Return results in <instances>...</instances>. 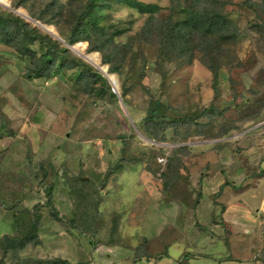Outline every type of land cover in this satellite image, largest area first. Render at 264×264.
<instances>
[{"label": "rangeland", "instance_id": "rangeland-1", "mask_svg": "<svg viewBox=\"0 0 264 264\" xmlns=\"http://www.w3.org/2000/svg\"><path fill=\"white\" fill-rule=\"evenodd\" d=\"M137 1L159 9L141 13L107 0L99 20L105 31L86 24L87 39L68 46L103 79L69 65L51 78H29L30 58L0 35V264L155 257L163 253L153 249L155 237L172 220L157 202L192 212L208 180L218 186L204 193L201 220L211 213L208 227L219 224L228 240L225 204L247 206L257 218L252 247L264 255V0ZM86 4L0 0L2 10L61 42ZM195 11L221 20L212 32L183 27ZM79 50L114 69L120 96ZM228 170L239 180H224ZM28 232L34 237L21 247L3 240ZM165 249L178 258V247Z\"/></svg>", "mask_w": 264, "mask_h": 264}, {"label": "crops", "instance_id": "crops-1", "mask_svg": "<svg viewBox=\"0 0 264 264\" xmlns=\"http://www.w3.org/2000/svg\"><path fill=\"white\" fill-rule=\"evenodd\" d=\"M228 170L224 174V180L230 178L231 180L238 179L239 173H235ZM239 180V179H238ZM218 186V184H217ZM217 186H213L212 183L207 181L203 185V196L196 208L192 212L184 204L177 203L176 201H170L169 203H163L158 201L156 208L161 212V207L165 208L169 216H172V220H167V224L170 223V228L166 230L164 237L162 234L157 235L155 249L156 253H159V249H163V253H159L155 257L143 256L141 259L135 260L131 264H264V255L261 254L260 249L258 252L254 251L252 244L254 242V236L250 235L256 230L257 218L250 213L247 206L238 202L226 203V208L222 213V220L227 223L232 233L228 240H224L222 236L223 228L219 224H215L213 229L208 227V223L211 221V213L204 221L201 220V207L204 202V193L210 197L215 192ZM220 202H224L221 200ZM210 211L215 209L214 202L211 200ZM166 213V212H163ZM162 215L167 219L168 215ZM245 214L246 217L242 216ZM194 219V225L189 223V217ZM196 217V218H195ZM181 220V221H180ZM187 222L189 234L186 235L180 230V222ZM246 223L249 228L242 229ZM207 226V231L205 227ZM215 230L216 235L210 232ZM243 230V231H242ZM224 242L226 250L221 248V243ZM181 243V247L179 244ZM171 245L178 247L177 257L172 258L169 252L165 249Z\"/></svg>", "mask_w": 264, "mask_h": 264}, {"label": "trees", "instance_id": "trees-1", "mask_svg": "<svg viewBox=\"0 0 264 264\" xmlns=\"http://www.w3.org/2000/svg\"><path fill=\"white\" fill-rule=\"evenodd\" d=\"M107 0H87L84 12L80 14L75 24L70 29L68 37L62 38V41L51 36L49 33L43 31L38 25L33 24L22 16L10 11L8 9L2 10L0 8V35L6 38L11 43L18 45L19 51L30 58V65L27 69L29 78L47 77L59 73L66 65L73 67H82L80 70L81 77L96 76L103 79V77L92 68L91 65L73 55L68 46H73L75 43L87 39L88 30L86 24H91L94 30L102 29L99 20L102 17V8L104 2ZM131 7L136 8L141 13H155L159 9L156 4L142 3L137 0H125ZM33 21L38 23L40 18L32 15ZM221 20L220 15L209 16L197 11L193 12L190 17L181 25L190 28L201 27L206 25L205 29L212 32L213 29L219 24ZM87 34V35H86ZM95 48H91L93 50ZM104 62H107L105 59ZM113 72L114 69H110ZM126 91L121 93L125 101ZM156 109L153 108L150 118L155 117ZM205 111V110H203ZM180 121V120H177ZM34 237L33 234L28 232L20 238H14L6 235V246L21 247L24 246ZM41 264H70L67 260L61 259H48L41 260Z\"/></svg>", "mask_w": 264, "mask_h": 264}, {"label": "bare ground", "instance_id": "bare-ground-1", "mask_svg": "<svg viewBox=\"0 0 264 264\" xmlns=\"http://www.w3.org/2000/svg\"><path fill=\"white\" fill-rule=\"evenodd\" d=\"M78 52L81 56L85 57L89 62H91L98 69H100L105 74V76L109 79L110 83L114 87H117L116 76L108 71L107 66L100 62L99 58L97 57L95 53H85L83 50H79Z\"/></svg>", "mask_w": 264, "mask_h": 264}, {"label": "water", "instance_id": "water-1", "mask_svg": "<svg viewBox=\"0 0 264 264\" xmlns=\"http://www.w3.org/2000/svg\"><path fill=\"white\" fill-rule=\"evenodd\" d=\"M26 17H28V16H26ZM36 23H38V22H36ZM54 35H56V34H54ZM71 48H73V46H71ZM83 57V56H82ZM85 58V57H84ZM86 59V58H85ZM87 60V59H86ZM103 73V72H102ZM113 91L115 92V93H117L118 94V96H120V93H119V91L113 86Z\"/></svg>", "mask_w": 264, "mask_h": 264}]
</instances>
